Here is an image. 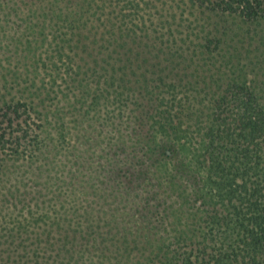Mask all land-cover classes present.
I'll list each match as a JSON object with an SVG mask.
<instances>
[{"label":"trees","instance_id":"trees-1","mask_svg":"<svg viewBox=\"0 0 264 264\" xmlns=\"http://www.w3.org/2000/svg\"><path fill=\"white\" fill-rule=\"evenodd\" d=\"M0 155L1 264H264V0H0Z\"/></svg>","mask_w":264,"mask_h":264},{"label":"rangeland","instance_id":"rangeland-1","mask_svg":"<svg viewBox=\"0 0 264 264\" xmlns=\"http://www.w3.org/2000/svg\"><path fill=\"white\" fill-rule=\"evenodd\" d=\"M153 20L155 18H152ZM189 21H185L184 24H187ZM200 23H202V21L200 20ZM158 27V26H157ZM162 27H158L157 30L159 31ZM247 41L248 38H247ZM247 48H252V47H247ZM194 59L197 62H201L199 60H197V57L195 56ZM195 61V62H196ZM3 62V61H2ZM246 61H242V63L245 64ZM182 63H185L184 61H182ZM186 71L188 72L189 69H186ZM138 101H140V105L141 107L137 110H140V116L143 117V114H145L146 110H149L151 108H153V102L152 99L148 96H144V95H139L138 97ZM136 106H133V108H135V115L137 116V111H136ZM75 115H72L71 118H74ZM67 119L68 118V114H67ZM51 122L52 119H49L48 121H44V131L43 134H45V131H50L51 130ZM138 124L139 121H136ZM146 122V121H144ZM148 128V125L146 124L142 131L145 133L146 129ZM54 130V129H52ZM89 137H86L85 142L82 141V147H87V153L91 154L93 157V161L92 162H88L90 163V166L87 164L88 167H97L98 164H100V162L102 161L103 157H104V150L105 148L110 149L112 148L110 145H112V141H110V139H106L105 136H108V134H110L109 129L103 128V129H89V131L87 132ZM86 134V135H87ZM73 136L74 133H73ZM97 140L96 142H94V140ZM1 156V155H0ZM180 156H172L171 157V161L173 163L178 162ZM10 162H12V160H10ZM97 163V164H96ZM25 181H26V185L25 187H21L20 189L16 190L14 188H12V191L15 193L16 195V200L19 198H23V196H27L26 198L29 199V194L26 193L27 190H30L31 188H36L38 190V187H35V178L32 174L31 171H25ZM10 182H6L5 184H7L6 186L9 185V183L14 184V180L12 179V177L10 178ZM39 181V178H38ZM28 185V186H27ZM6 190H4L3 188L0 189V200L2 199L3 201H5V203L1 206L0 205V241H7V240H11V239H15L13 237H11V234H13L14 232V228L18 227V225L20 223H27V227L26 230L22 235H18L16 236L17 239H34L35 237L39 238V236L41 237V239H43L45 237V235L42 233L44 229H46L48 227V222L45 221L44 218L42 219H38L36 222V218L39 217V213L35 211V209L32 207V205H28V200L25 199L24 201H26V205L22 204H17L14 203L13 201L9 202V198L8 196L5 195ZM50 197L47 196H41L40 195V200H47ZM1 204V203H0ZM36 232L39 233V235H36ZM1 260H0V264H1Z\"/></svg>","mask_w":264,"mask_h":264}]
</instances>
